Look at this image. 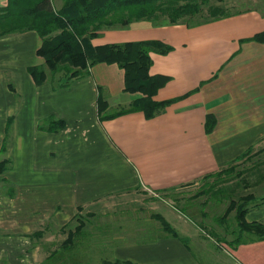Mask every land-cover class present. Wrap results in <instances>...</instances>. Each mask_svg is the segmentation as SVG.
I'll return each instance as SVG.
<instances>
[{"label": "crops", "instance_id": "1", "mask_svg": "<svg viewBox=\"0 0 264 264\" xmlns=\"http://www.w3.org/2000/svg\"><path fill=\"white\" fill-rule=\"evenodd\" d=\"M52 1L56 7L61 3ZM6 3L0 0V7ZM240 11L194 26L136 21L105 29L91 40L93 45L159 40L171 46L165 53L150 52L149 74L166 79L153 98L171 100L151 118L132 111L99 119L100 95L107 101L106 113L136 96L123 90L124 72L117 64L95 63L67 86L50 81L37 85L28 67L43 63L36 52L41 44L38 33L27 30L0 37V158L10 160L0 174L10 185V192H4L0 182V260L37 264L50 249L52 236L72 220L78 207L90 210L126 191H161L230 165H235L230 179L243 182L236 175V158L264 139V42L251 39L264 30V10ZM208 115L215 123L206 131ZM50 120L64 125L52 131L40 128ZM252 205L246 219L264 220V204ZM150 214L149 220L158 223ZM166 214L161 215L176 236L164 234L158 225L153 240L114 243L108 260L264 264V239L231 246L223 227L213 231L218 238H205L177 209H166ZM35 231L41 234L33 236ZM192 235L199 238L197 247L207 261L193 253L188 244Z\"/></svg>", "mask_w": 264, "mask_h": 264}, {"label": "trees", "instance_id": "2", "mask_svg": "<svg viewBox=\"0 0 264 264\" xmlns=\"http://www.w3.org/2000/svg\"><path fill=\"white\" fill-rule=\"evenodd\" d=\"M223 1L61 0L60 5L56 7L52 0H7L6 5L0 7V37L27 30H35L38 33L41 44L36 52L43 58V63L28 67V72L37 85L50 81L54 86H67L72 80L88 74L89 68L95 63L117 64L124 72L123 90L136 93V96L128 105L113 113H106L108 104L100 95L97 101L99 119L103 120L132 111H142L146 118H151L160 113L171 100L157 101L153 98L166 79L160 75L149 74L150 52L165 53L170 50L171 46L159 40L112 42L101 45H93L91 40L105 29L127 27L136 21H146L151 25L184 23L187 26H194L241 12L240 10L229 11ZM251 39L264 42V30L253 35ZM8 85L12 87L11 82H8ZM57 122L55 126L50 120L48 123L41 124L40 128L58 130L64 123ZM214 123V118L208 115L205 122L206 131L211 130ZM252 147L253 145L247 147L236 160L252 155L250 153ZM9 166V159L0 158V174ZM234 166L230 165L201 177L198 181H203V187L185 200L189 202L202 195H209L212 199L214 195H217L215 198L223 196L224 193L222 194L221 191L225 187L224 182L229 181L231 188L224 195L228 199V205L218 219L220 222H225L223 227L231 236L232 240H229L231 246L241 242L264 239V220L248 221L245 217L251 203H254L252 206L259 207L255 203L258 195L248 192L237 195L235 198L236 190L240 185V181L234 183V180L230 179L235 176V173L231 176L226 175V178L221 177L223 174H230L229 172L234 171ZM236 175L243 178L245 187L250 184L263 183L264 157L250 167L237 170ZM251 175L256 179L250 182L246 176ZM211 177L214 179L208 181ZM0 182L3 185L2 190L8 192L9 182L3 177H0ZM262 194L259 196L260 199H264V193ZM204 202L203 200L202 203ZM192 205L193 203L185 205L186 208L182 212L185 214V210H190ZM81 210L82 207H78L72 218V220L74 218L78 220L77 225L71 228L69 224L72 220L62 225L60 231L66 234L65 238L60 244L46 251L42 260L37 264H88L91 263V258H89V252L93 247L91 244L101 242H104L103 245L109 244L105 248L101 247L105 252L112 248L113 242L118 241L120 236L113 234V230H118L115 224L109 222L102 224L97 221V218L86 222V219L78 216ZM232 211L234 214L230 219ZM90 214L92 213L87 215ZM150 217L158 221L164 234L177 235L174 227L161 214L151 213ZM65 227H67L66 231ZM151 228L153 227L148 225L144 231L136 233L135 241L147 242L156 238L157 235L153 236L152 230L154 229ZM39 234H41L39 231H35L33 236ZM108 239L110 243L107 242ZM101 262L128 264L119 259H103Z\"/></svg>", "mask_w": 264, "mask_h": 264}, {"label": "rangeland", "instance_id": "3", "mask_svg": "<svg viewBox=\"0 0 264 264\" xmlns=\"http://www.w3.org/2000/svg\"><path fill=\"white\" fill-rule=\"evenodd\" d=\"M223 4L229 11L242 10L247 7H263L264 10V0H224ZM53 5L55 4L53 3ZM117 100L118 98H115V101ZM124 106V104H116L111 108V110L115 111ZM263 147L264 139L253 145L250 152L252 153V155L248 156L247 158L244 157L240 159V162L237 163L236 170L250 167L255 162L262 159L264 157ZM229 173L230 174L225 175L230 176L234 173V171ZM246 177L250 182L251 180L255 179V176H253L252 178L251 176ZM208 181H212V179H208ZM202 184L203 181H196L192 184L177 186L161 191L142 188L133 189L124 192L120 196L103 199L102 201H100V204L90 208V210L82 209L79 212L78 216L86 219V222L97 218V221L102 224H105L106 222H109L113 225L115 224L114 226L118 230H113V234L120 236V238L118 239V241L113 243H117L124 242L129 239H134L136 237L134 232H142L148 225H151L153 227L151 229H154L152 231L156 233L159 223L154 222L153 220H149V214L160 212L161 214L166 216V209L171 208L174 211L177 209L178 214L184 215L185 218L188 219L190 223H192L191 226H193L191 229L195 227V229L201 231V234L205 235V238L207 236L210 239H216L218 238V235H216L213 231L216 230L220 232V230H222L223 224L225 225V222H220L218 218L222 215L224 209L228 205V199H223L224 201L218 202V200L216 199H204L206 195H202L193 199L192 201H185L187 197H191L194 193L200 190L203 187ZM230 184L231 183L229 182L224 184L225 187H223V191H221L222 194L224 193L223 195H226L229 192V188H231ZM243 184L244 181L240 182V185L236 190L234 196L235 198L237 195L252 192L255 195H258L255 199V203H257V205L259 206L264 204V199H260L259 197L262 193H264V187L262 188V186H264V182L259 185L250 184L246 187ZM215 196L217 195H214V198ZM203 200L205 201L204 203H202ZM191 203H193L192 207L190 208V210H185L184 214L182 211H184L183 209L186 208L185 205ZM88 213L92 214L87 215ZM233 214L234 211L231 212L230 219ZM77 223L78 220L74 218L69 225L71 228H73L75 225H77ZM66 229L67 227L64 228L65 231ZM65 236L66 234L63 233V231H57L56 235L52 236L51 238L52 240L50 242L49 248H54L55 246L60 244ZM198 239L199 238L197 237V235H192L188 244L198 259L207 261V257L202 253V251H199L197 247L196 241H198ZM107 242L110 243L109 239L107 240ZM103 243L104 242H101L99 244H91L93 247L89 252V258H91L90 260L92 263L101 262L103 259L112 257L110 249L105 252L102 251L101 247L105 248L109 246V244L103 245ZM0 262L2 264H5L2 260H0Z\"/></svg>", "mask_w": 264, "mask_h": 264}]
</instances>
